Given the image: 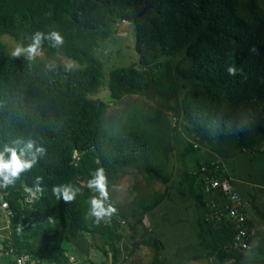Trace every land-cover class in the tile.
<instances>
[{
    "label": "trees",
    "instance_id": "16d2710c",
    "mask_svg": "<svg viewBox=\"0 0 264 264\" xmlns=\"http://www.w3.org/2000/svg\"><path fill=\"white\" fill-rule=\"evenodd\" d=\"M144 6L145 0H0V151L5 145L19 151L29 140L46 149L14 186L0 188L14 212L3 242L6 252L30 254L37 264H71L74 256L68 255L67 239L99 231L86 215L95 195L86 183L97 168L105 169L107 180L118 168L139 167L149 183L171 181L157 133L170 127L168 112L151 106L144 120L129 112L108 127L109 104L89 97L103 86V65L96 57L99 40L116 35L120 22L134 25L139 62L110 73L115 100L147 95L155 81L159 95L176 102L171 110L190 133L208 146L219 139L211 155L215 160L214 152L222 154L225 144L242 151L264 145V7L256 0H154L153 8L140 17ZM37 30H57L64 37L60 48L45 40L44 52L63 54L84 67L68 70L38 58L11 57L1 36L29 44ZM180 53L189 62L179 72L186 81L183 97L176 85L164 86L156 70L158 62ZM227 66L236 67L237 75L229 76ZM195 151L191 145L187 153ZM214 159L197 161L196 169L185 177L206 213L201 245L221 264H264L258 235L250 240L249 254L231 249L234 223L227 217L219 221L207 217L212 199L196 187L201 188L202 165ZM37 176L43 178L44 192L32 199L25 188H34ZM61 184L81 187L82 194L70 203L62 196L58 200L52 188ZM166 198L167 191L140 195L136 206L143 216Z\"/></svg>",
    "mask_w": 264,
    "mask_h": 264
},
{
    "label": "rangeland",
    "instance_id": "374dc122",
    "mask_svg": "<svg viewBox=\"0 0 264 264\" xmlns=\"http://www.w3.org/2000/svg\"><path fill=\"white\" fill-rule=\"evenodd\" d=\"M256 1L264 7V0ZM117 27L116 35L99 40L96 57L103 65V86L97 93L89 95L91 99L106 101L111 96L110 73L114 69L137 65L139 62L134 25L120 22ZM1 40L9 52L18 43L27 45L10 35L1 36ZM37 58L65 66L73 64V70L84 67L63 54L51 55L43 52ZM188 65L184 53L156 64L163 85H176L181 90V97L186 91L183 88L186 81L179 72L185 71ZM157 88L155 97L148 94L133 95L121 101L107 102L109 108L106 121L110 127L129 112H137L144 120L147 118V109L151 106L168 112L170 127L161 129L160 134L158 131L157 133L158 141H163L167 154L166 170L171 174V181L168 185L162 182L149 183L139 167H122L109 172V197L118 211L110 223L102 221L99 225L95 224L99 229L97 233H81L75 238L67 239L65 246L69 251L68 255L75 257L71 264H90L91 261H105L106 264H221L217 258L210 257L201 245L200 233L206 213L192 195L185 180L186 175L196 169L197 161L204 163L214 157L211 156L212 150L221 142L218 138L209 146L200 142L199 137L187 130L183 119L178 118L171 110L176 102L160 96L159 87ZM147 130L151 131V126ZM191 145L197 151L187 153ZM222 148V154L214 152L215 156L234 180L250 219L260 228L262 241L258 246L264 250V145L255 151L233 150L226 144ZM159 154L164 157L162 149ZM165 191L166 200L150 214L142 216V210L136 206V198ZM196 191L199 192L198 187ZM141 217L142 222H139ZM4 240L5 237H0V264H13L4 250ZM223 264H229V261Z\"/></svg>",
    "mask_w": 264,
    "mask_h": 264
},
{
    "label": "clouds",
    "instance_id": "9594fccd",
    "mask_svg": "<svg viewBox=\"0 0 264 264\" xmlns=\"http://www.w3.org/2000/svg\"><path fill=\"white\" fill-rule=\"evenodd\" d=\"M31 43L25 45L18 43L11 51L10 55L13 58L25 57L27 60L32 61L37 57L43 55L45 40L50 41L52 48H60L64 44L63 35L57 31L43 32L40 30L35 31L31 37ZM73 64L66 65V69L71 70ZM226 72L229 76H236L238 69L234 66H227ZM46 153L44 147H36L35 142L32 140L27 141L24 148L19 151L15 147L5 145L3 151H0V188H8L14 186L16 181L20 178L21 174L30 171L37 163L38 157ZM92 178L86 183V187L92 193L89 199V208L87 217L92 218L94 223L99 225L102 221L110 223L114 214L117 213V208L110 203L108 180L106 171L103 167L95 169L91 173ZM43 178L36 177L34 188H25L32 199H38L43 195L44 189L41 187ZM53 195L60 200L61 196L65 203L73 202L78 194H82V188L76 187L72 184L54 185L52 188Z\"/></svg>",
    "mask_w": 264,
    "mask_h": 264
},
{
    "label": "built area",
    "instance_id": "2783aa9c",
    "mask_svg": "<svg viewBox=\"0 0 264 264\" xmlns=\"http://www.w3.org/2000/svg\"><path fill=\"white\" fill-rule=\"evenodd\" d=\"M200 173L202 183L201 188H198L199 193L204 192L212 199L208 205L207 217L214 221L227 217L232 221L236 233L230 248L248 252L252 247L250 240L256 235V230L251 224L246 204L234 180L227 175L218 159H214L210 164H203ZM13 216L9 200L0 192V237L9 236ZM6 253L14 258L15 264H37L30 254H17L13 249ZM74 260L75 257H71V261Z\"/></svg>",
    "mask_w": 264,
    "mask_h": 264
},
{
    "label": "water",
    "instance_id": "95a60500",
    "mask_svg": "<svg viewBox=\"0 0 264 264\" xmlns=\"http://www.w3.org/2000/svg\"><path fill=\"white\" fill-rule=\"evenodd\" d=\"M153 6H154V0H145V6L143 10L139 13V16L140 17L143 16L148 10L152 9ZM157 92H158L157 85L155 81H152V86L146 90V93L150 96L155 97L157 95ZM112 100H115V98L109 96L107 97L106 102H110ZM212 159H214V157H212Z\"/></svg>",
    "mask_w": 264,
    "mask_h": 264
},
{
    "label": "crops",
    "instance_id": "0c3cea01",
    "mask_svg": "<svg viewBox=\"0 0 264 264\" xmlns=\"http://www.w3.org/2000/svg\"><path fill=\"white\" fill-rule=\"evenodd\" d=\"M251 220V219H250ZM251 224H252V226L255 228V230H256V235H258V238H257V245H259L260 244V242L262 241V239H261V233H260V228H257L255 225H254V223H253V221L251 220ZM231 263V261H229V264Z\"/></svg>",
    "mask_w": 264,
    "mask_h": 264
}]
</instances>
